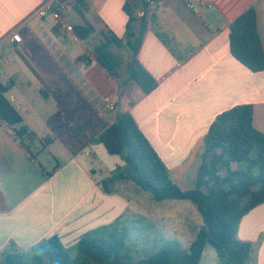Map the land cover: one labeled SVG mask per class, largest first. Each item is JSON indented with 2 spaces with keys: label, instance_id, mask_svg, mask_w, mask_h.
<instances>
[{
  "label": "crops",
  "instance_id": "1",
  "mask_svg": "<svg viewBox=\"0 0 264 264\" xmlns=\"http://www.w3.org/2000/svg\"><path fill=\"white\" fill-rule=\"evenodd\" d=\"M49 2L58 8L62 0H0L5 97L15 99L9 103L39 139L55 136L45 148L36 141L33 157L0 120V254L11 246L31 250L53 236L66 249L78 248L84 236L130 213L123 194H106L95 182L90 161L108 160L105 147L89 143L72 153L64 144L76 135L71 127L83 124L97 132L108 128L117 112L128 111L175 182L189 186L186 190L195 188L204 138L217 116L251 105L253 125L264 134V72L241 64L229 42L230 25L254 6L264 47V0H157L156 22H150L137 55L158 83L148 95L134 86L120 90L92 51L102 33L124 37V6L129 3L141 17L139 0H87L84 16L67 4L58 20L37 15ZM86 22L96 28L88 41L67 28ZM14 32L21 43L11 42ZM82 56L90 58V66L79 60ZM108 101L117 111L108 109ZM58 126L66 134L58 135ZM114 165L116 160L97 168L109 174ZM238 238L254 245L253 264H264V204L243 216ZM200 264H219L216 252L207 247Z\"/></svg>",
  "mask_w": 264,
  "mask_h": 264
},
{
  "label": "trees",
  "instance_id": "2",
  "mask_svg": "<svg viewBox=\"0 0 264 264\" xmlns=\"http://www.w3.org/2000/svg\"><path fill=\"white\" fill-rule=\"evenodd\" d=\"M139 1L144 13L141 17L133 14L129 3L124 6L128 16L124 37L102 33V39L93 44L92 51L97 63L120 90L134 86L141 94L148 95L158 83L141 65L137 55L150 22H156V13L147 0ZM68 5L81 16L89 10L87 0H69ZM73 31L79 40L88 41L96 28L86 22L73 27ZM229 42L232 55L241 64L254 73L264 72V47L254 6L230 25ZM114 48L128 49L130 56L125 59L116 54ZM79 60L85 66L91 64L87 56ZM7 91L0 83V120L13 129L21 144L36 157L33 151L36 141L45 148L52 139H39L25 126L21 115L5 97ZM87 127L83 124L71 127V134L76 132V135L64 140L67 149L76 153L86 144H102L109 155L120 156L124 162L98 182L103 192L116 194L120 183L132 182L149 192L156 201H188L202 219L196 238L188 248L169 239L154 254L138 260L132 249L125 248L132 229L113 226L84 236L78 243L75 259L60 238L53 236L28 251L12 246L5 249L0 254V264H200L207 247L215 250L219 264H253L254 245L238 238L243 216L264 204V134L253 125L251 105L225 111L211 124L204 138L196 185L190 190L181 189L175 182L171 171L128 111L117 112L115 121L104 130L93 132ZM54 172L46 176L51 177Z\"/></svg>",
  "mask_w": 264,
  "mask_h": 264
},
{
  "label": "rangeland",
  "instance_id": "3",
  "mask_svg": "<svg viewBox=\"0 0 264 264\" xmlns=\"http://www.w3.org/2000/svg\"><path fill=\"white\" fill-rule=\"evenodd\" d=\"M113 51L125 59L130 56L128 49L114 48ZM64 132L62 127H57L56 133L58 135L66 134L65 130ZM53 137L55 136L51 138ZM67 138H70V136ZM57 146L62 148L60 143ZM55 151L57 152L56 147ZM108 158V160L99 159L97 161H90L95 164V169L97 170V173L94 175L97 185L99 181L105 179L111 172L116 171L123 163L120 156L110 155ZM115 160L118 165H114L113 170L109 174H107L105 168H97L101 165H112V162ZM41 162L45 165L44 160L41 159ZM239 167L241 168V166ZM180 187L186 190L189 186L180 184ZM117 189L120 192L116 194L119 196L123 194V198L131 211L122 220L113 222L109 227L117 226L132 229L129 233V238H126L125 248L132 249L134 256L138 260L146 259L154 254L169 239H175L183 247L188 248L196 238L200 228L198 222L201 216L190 202L179 200L156 201L149 192L141 190L132 182H122ZM209 248L211 252H215L213 248ZM66 250L71 258L75 259L78 256L77 248ZM206 258L209 259L210 255L207 254Z\"/></svg>",
  "mask_w": 264,
  "mask_h": 264
},
{
  "label": "built area",
  "instance_id": "4",
  "mask_svg": "<svg viewBox=\"0 0 264 264\" xmlns=\"http://www.w3.org/2000/svg\"><path fill=\"white\" fill-rule=\"evenodd\" d=\"M69 0H63L61 2L60 7L56 8L53 3L49 2L46 4H43V6H41L38 11H37V15L40 17H46L48 15H51L54 19H61V13L60 10H62V8L64 6H66L68 4ZM147 2L149 3V5L151 7H154L157 4V0H147ZM141 16H143V13H141ZM70 31H73L72 27H67ZM11 42L14 43H21L22 42V37L19 33L14 32L10 38ZM1 56V53H0ZM10 103H13L15 101V99L13 97H10L8 100ZM107 107L110 111H117V105L111 101L107 102Z\"/></svg>",
  "mask_w": 264,
  "mask_h": 264
}]
</instances>
